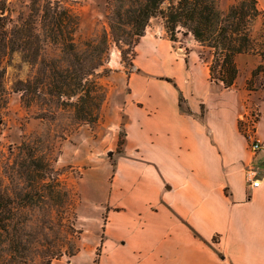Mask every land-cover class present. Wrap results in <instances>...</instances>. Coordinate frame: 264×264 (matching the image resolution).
<instances>
[{
  "label": "crops",
  "instance_id": "obj_1",
  "mask_svg": "<svg viewBox=\"0 0 264 264\" xmlns=\"http://www.w3.org/2000/svg\"><path fill=\"white\" fill-rule=\"evenodd\" d=\"M181 45L163 25L146 31L136 48L135 72L123 76L128 97L139 75V53L146 52L143 64L160 79L144 81L153 103L140 105L142 116L123 104L122 116L129 118L125 165H116L115 178L122 169L128 179L136 176L139 163L132 157L138 154L153 160L162 177L148 186L146 198L140 195L147 188L143 182L123 190L113 179L110 191L118 194H110V204L125 211L107 219L97 264H264V71L248 88L264 55L237 56L238 76L226 89L211 80L202 45ZM181 94L189 112L181 110ZM252 108L258 119L246 136L240 121ZM250 141L262 149L252 152ZM252 171L257 188L248 179Z\"/></svg>",
  "mask_w": 264,
  "mask_h": 264
},
{
  "label": "trees",
  "instance_id": "obj_2",
  "mask_svg": "<svg viewBox=\"0 0 264 264\" xmlns=\"http://www.w3.org/2000/svg\"><path fill=\"white\" fill-rule=\"evenodd\" d=\"M41 2L32 0L30 19L14 25L6 16V0H0V127L11 91L20 94L26 108L39 107V119L55 120L60 111L70 116L71 127L95 125L107 99L100 79L108 71H99L109 59L111 38L116 44L139 41L156 18H161L172 42H178L184 30V36L211 50V80L226 89L237 79V56L264 55V43L257 48L252 34L264 17L257 0H238L227 11H221L219 0H115L109 17L112 36L106 33L99 42L95 39L81 46L73 37L78 20L71 12L52 0L46 5ZM48 46L57 55L49 57ZM14 55L33 71L17 79L10 91L4 63ZM263 66L254 76L264 71ZM9 154L8 184L2 185L0 179V264H34L37 257L41 264H51L63 256H76L80 249L72 239L82 232L71 223L73 197L41 142L25 137ZM42 243L45 249L39 251Z\"/></svg>",
  "mask_w": 264,
  "mask_h": 264
},
{
  "label": "rangeland",
  "instance_id": "obj_3",
  "mask_svg": "<svg viewBox=\"0 0 264 264\" xmlns=\"http://www.w3.org/2000/svg\"><path fill=\"white\" fill-rule=\"evenodd\" d=\"M49 0H42L41 5H46ZM259 8L260 2L264 6V0H257ZM59 3L61 9H66L78 20V26L73 34L75 43H82L95 40L97 42L107 33L110 38L111 29L109 17L115 6V0H52ZM238 0H219L221 11H227L230 6ZM7 14L12 23L21 24L22 21L29 20L31 14L32 0H6ZM163 25L161 18L153 19L146 29L149 34ZM41 28L40 19L38 29ZM178 42L181 47L189 49V43H196L192 36H184L185 31L180 30ZM146 33V32H145ZM253 37L256 40V47L259 48L264 43V17L253 27ZM138 40L131 43H114L111 38L109 59L104 70L108 74H101V83L107 90V99L99 113V119L93 126L80 125L71 127V119L67 113L57 112L55 120H42L37 118L40 114L39 107L26 108L21 102L20 94L11 91L12 85L17 79H25L31 69L27 65L21 64L20 56L14 55L5 61L7 70V84L10 89L8 104L2 111V125L0 127V179L1 184L6 185L5 165L10 156L11 149L20 146L25 137H30L32 141H40L42 150L45 153L52 168L63 185L71 192L75 216L71 223L82 233L76 239H72L79 253L74 257L63 256L53 260L51 264H97L100 255L99 240L102 229L107 225V219L113 215H124V208H117L110 204V194H118L116 190L110 191L112 181L115 178L116 165H125L123 146L125 142V124L129 120L127 116H122L123 104L131 114L134 112L142 116L140 109L144 103H153L152 97L146 93L144 81L148 77L158 74L143 64L146 52H140L138 65H140L139 75L132 82V95L127 97L128 86L125 80L126 75L135 72L132 60ZM46 43H51L49 40ZM124 52V57L122 55ZM202 57L212 62V52L209 48L200 49ZM46 54L49 57L57 55V51L48 46ZM244 67V64L241 65ZM264 68V66H263ZM166 73V71L161 72ZM255 73V72H254ZM254 73L248 83V88L254 86ZM124 76V77H123ZM165 82L174 85L172 79L161 77ZM175 88L176 85H174ZM179 105L181 110L189 112L188 99L181 94ZM143 105V106H144ZM253 109V110H252ZM251 109L249 115L240 121V129L246 136L252 135L255 123L258 119L257 112ZM252 142L249 143L251 149ZM262 147V146H261ZM262 149V148H261ZM253 152V151H252ZM132 160L139 163L136 169V176L127 178L125 170L118 171L114 183L125 190L132 186L134 180L143 182L147 188L141 191L140 195L146 198L148 186H156L162 177L156 163L151 159H144L141 154L132 157ZM151 193V192H150ZM114 197V201H115ZM123 198H119L121 203ZM56 237V236H55ZM46 244L42 243L39 251L45 249ZM67 249V248H66ZM40 258L34 264H41Z\"/></svg>",
  "mask_w": 264,
  "mask_h": 264
},
{
  "label": "built area",
  "instance_id": "obj_4",
  "mask_svg": "<svg viewBox=\"0 0 264 264\" xmlns=\"http://www.w3.org/2000/svg\"><path fill=\"white\" fill-rule=\"evenodd\" d=\"M261 144L257 141H253L252 144H251V149L253 152H256V151H259L261 150ZM248 179L251 183V187L252 188H257L260 184L259 180L256 179V174L254 171L250 172L249 175H248Z\"/></svg>",
  "mask_w": 264,
  "mask_h": 264
}]
</instances>
